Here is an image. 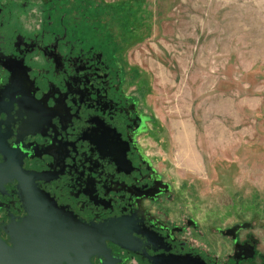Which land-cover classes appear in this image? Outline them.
<instances>
[{
  "label": "rangeland",
  "instance_id": "rangeland-1",
  "mask_svg": "<svg viewBox=\"0 0 264 264\" xmlns=\"http://www.w3.org/2000/svg\"><path fill=\"white\" fill-rule=\"evenodd\" d=\"M2 5L8 35L52 21L119 60L148 119L146 151L169 188L156 213L199 232L189 237L198 245L219 243L215 229L264 221V0ZM193 219L200 231L186 225Z\"/></svg>",
  "mask_w": 264,
  "mask_h": 264
},
{
  "label": "flooded vegetation",
  "instance_id": "flooded-vegetation-1",
  "mask_svg": "<svg viewBox=\"0 0 264 264\" xmlns=\"http://www.w3.org/2000/svg\"><path fill=\"white\" fill-rule=\"evenodd\" d=\"M6 10L0 7V141L21 154L22 183L82 222L125 227L135 250L108 242L117 264H264V221L215 229L219 243L198 245L189 237L199 232L154 211L171 199L169 188L143 143L148 119L113 54L52 21L8 35ZM19 185L12 180L0 191L5 240L1 227L25 216ZM186 225L200 231L194 219ZM213 229L205 234L214 237Z\"/></svg>",
  "mask_w": 264,
  "mask_h": 264
},
{
  "label": "water",
  "instance_id": "water-1",
  "mask_svg": "<svg viewBox=\"0 0 264 264\" xmlns=\"http://www.w3.org/2000/svg\"><path fill=\"white\" fill-rule=\"evenodd\" d=\"M0 191L12 180L19 181L25 216L1 227L0 264H117L107 243L134 251L133 238L117 221L82 222L71 212L59 207L47 194L25 180L21 154L0 141ZM22 183V184H21Z\"/></svg>",
  "mask_w": 264,
  "mask_h": 264
}]
</instances>
